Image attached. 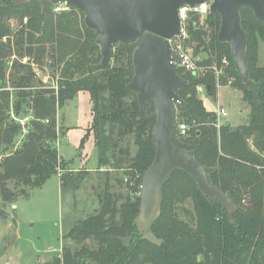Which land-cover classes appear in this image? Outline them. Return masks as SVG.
Segmentation results:
<instances>
[{
  "label": "trees",
  "instance_id": "16d2710c",
  "mask_svg": "<svg viewBox=\"0 0 264 264\" xmlns=\"http://www.w3.org/2000/svg\"><path fill=\"white\" fill-rule=\"evenodd\" d=\"M241 15L248 39L250 79L260 84L257 100L235 70L230 46L218 42L219 15L209 13L201 19L199 14L190 12L185 22L186 45L195 55H205L201 65L207 68L216 64L225 72L227 77L220 79L221 84H226L228 78L235 79L234 86L243 91V99L251 109L249 123L241 127L224 125L217 128V115L208 112L197 95L198 87L203 86L208 95L215 96V75L206 72L204 77H194L176 68L188 82L187 86L175 90L185 103L177 104L181 120L191 126L195 122L199 128L191 129V133L189 130L187 140H175L177 134L182 137L178 131L182 122H177L174 115L173 130L175 146L194 151L203 166L218 168L210 174L211 182L233 197L237 211L230 217L222 206L204 196L190 175L177 171L164 185L162 214L152 227V232L164 241L158 247L137 235L135 219L140 196L127 199L118 206L117 195L106 184L97 214L77 222L65 236L76 243L93 240L96 247L91 249L83 245L74 252L65 249L63 264H264V66L258 65L264 24L250 9H244ZM12 17L21 22L27 19L20 36L12 37L6 25ZM55 20L54 16H45L38 0L21 7L11 0H0V149L3 153L13 150L22 130L17 118L25 108H29L37 120L21 148L5 155L0 162L1 195L5 202H15L18 196L9 190L8 182L20 185L25 195V188L43 186L60 169L64 171L60 176L63 189H78L86 180L88 172L75 175L53 146L59 138L57 111L82 91H87L91 97L93 120L86 140L93 138L99 170L106 165H113L116 170L125 168L129 182L135 183L131 191L139 194L142 177L155 158L152 132L156 118L148 117L146 110L139 107L136 95L127 90L134 75V44L117 45L111 52L109 64L99 68L102 56L96 44L97 35L85 26L86 35L80 46L71 50L60 48L63 58L71 52L73 55L71 60L64 62L58 96L53 90L44 88L31 91L36 87L35 73L30 66L13 62L11 72L7 74L8 60L22 49L25 41L28 47L18 54L36 61L45 53L44 48H34L36 44L45 45L55 38L60 47L64 44L65 38L59 33L67 32L73 21L68 18ZM35 33L39 37L35 38ZM4 38L8 42L4 43ZM224 57L230 61L229 67L222 66ZM7 78L10 88L20 90L15 102L10 88L3 86ZM131 139L137 147L134 156ZM188 199L192 201L193 211H186L187 220L184 221L176 212L177 205ZM126 237L132 238L129 247L122 242Z\"/></svg>",
  "mask_w": 264,
  "mask_h": 264
},
{
  "label": "rangeland",
  "instance_id": "374dc122",
  "mask_svg": "<svg viewBox=\"0 0 264 264\" xmlns=\"http://www.w3.org/2000/svg\"><path fill=\"white\" fill-rule=\"evenodd\" d=\"M64 8L60 12L53 11L51 15L55 17L56 22L67 18L73 21L71 28L67 32L59 33L65 38L63 40L65 42L61 47L57 38L45 45L36 44L34 48H44L45 53L39 61L34 60V58L29 60L18 54L19 52L24 53L28 47L29 44L25 41V44L21 47L22 49L17 52V56H12L8 60L9 69L7 74L11 72L13 62L32 68L35 73L34 85L36 87L31 90L32 92H35L36 89L41 90L44 88L53 90L54 94L58 96L64 62L71 60L73 55L71 52L63 58L61 54L63 50H60V48L71 50V48H77V45L80 46L84 42L86 35L84 15L66 6ZM206 16L200 15L201 19ZM185 22L183 23L185 34L183 41L185 47L194 56L199 66L204 69L201 77H204L206 72H212L217 80V89L214 97L208 95L206 91L204 93L197 92L205 109L216 115L222 108L227 112L228 116L220 119L221 126L241 127L247 125L251 109L243 99V91L234 86V78H226L227 83L221 84L220 79L227 76L223 70L218 69L216 64L207 68L205 65L200 64L205 55H195L193 49L187 47ZM26 23L27 19L21 22L19 18L14 17L6 21L12 37L20 36V31L25 27ZM34 36L37 38L39 34L35 33ZM12 37L10 40L13 42ZM3 42H8V39L4 38ZM258 48V65L264 66V40L259 41ZM3 86L11 87L8 78L6 79V84L3 83ZM10 91L13 95L12 100L15 102L16 95L20 90L10 88ZM174 115L177 118V122H182L181 110L177 104H174ZM11 116L14 118L12 112ZM20 120L25 121V126L20 124ZM92 120V102L87 91L76 95L56 114V133L59 138L54 142L53 146L58 149L60 157L68 165L67 168L73 171L75 175L80 174V172H82L81 174L85 171L88 172L86 180L80 184L78 189H63L60 176L64 171L60 169L58 174L52 176L43 186L28 190L25 188L27 192L25 195L22 194L20 185L15 182H8L9 190L18 196L15 202H5L0 190V264H63L65 249L74 252L83 245L94 249L96 244L93 240L76 243L66 239L65 236L77 222L97 214L101 208L100 198L105 192L106 184H109L110 191L117 195L118 206L127 199L133 200L140 196L138 193L131 191V188H135V183L129 182L125 168L116 170L113 169V165H106L102 170H99L97 149L93 142L89 145L88 142L90 140H86ZM35 121L37 120L34 113L29 108H25L21 116L17 118V123L22 130L16 137L13 150L3 153L1 148L0 162L3 161L5 155H9L21 148ZM189 126L190 130L199 128L195 122H193V126ZM178 135L174 137L177 141L187 140L189 136L182 135L181 137ZM125 144L123 143L122 146H125ZM130 146L131 154L134 156L137 151L134 139L130 140ZM186 211H193L191 199H188L184 204L177 205L176 212L180 219L184 221L187 220Z\"/></svg>",
  "mask_w": 264,
  "mask_h": 264
},
{
  "label": "water",
  "instance_id": "95a60500",
  "mask_svg": "<svg viewBox=\"0 0 264 264\" xmlns=\"http://www.w3.org/2000/svg\"><path fill=\"white\" fill-rule=\"evenodd\" d=\"M16 6H26L36 0H11ZM49 18L55 6H66L84 14L87 29L97 35L105 68L117 45L134 44V75L127 90L136 95L138 105L148 117L155 116L152 132L155 158L145 171L139 185L141 199L135 219L137 235L142 240L161 247L164 243L153 232L154 223L161 217L163 188L177 171L185 172L196 182L204 196L218 203L230 217L237 211L233 197L212 184L210 174L218 168L203 166L194 151L181 149L173 143L174 104L185 105L176 88L188 85L175 69L170 41L183 36L180 10L195 9L210 4L211 14L219 15L218 42L229 45L235 70L243 85L250 88L257 100L260 84L250 79L248 69V39L242 25V11L250 9L264 24V0H38ZM260 104V101L257 102ZM129 247L132 238L122 239ZM136 241H134L135 243ZM91 263L90 260H87Z\"/></svg>",
  "mask_w": 264,
  "mask_h": 264
},
{
  "label": "built area",
  "instance_id": "2783aa9c",
  "mask_svg": "<svg viewBox=\"0 0 264 264\" xmlns=\"http://www.w3.org/2000/svg\"><path fill=\"white\" fill-rule=\"evenodd\" d=\"M209 6H210V4H204L200 7L195 8V9H190L188 7L181 9L180 10V16L182 19V23L185 22V20L188 17V14L190 12H195V13H198L202 16L208 15L210 13ZM64 9H65L64 6H55L54 7V11H56V12H60ZM184 36H185V34H184V24H183V36L177 37V38L173 39L172 41H170L171 46H172L173 56H174L173 65H174L175 69L179 68V69L183 70L184 73H190L194 77H201L203 75L204 69L201 66H199V64L195 60L194 56L185 47V44L183 41ZM222 66H223V68L229 67L230 61L227 58H224L222 60ZM205 91H206L205 87H203V86L198 87L199 93H204ZM227 116H228V114L223 108L217 112V123H216L217 128L221 127V123H220L221 117L226 118ZM20 124L22 126H25V121L20 120ZM189 130H190V126L184 122L180 123L178 126V131L181 135H186Z\"/></svg>",
  "mask_w": 264,
  "mask_h": 264
},
{
  "label": "crops",
  "instance_id": "0c3cea01",
  "mask_svg": "<svg viewBox=\"0 0 264 264\" xmlns=\"http://www.w3.org/2000/svg\"><path fill=\"white\" fill-rule=\"evenodd\" d=\"M82 92H85V91H82ZM82 92H80V93H82ZM89 140H90V141L88 142V144H89V145H91V142H93V143H94V141H93V138H92V137H91Z\"/></svg>",
  "mask_w": 264,
  "mask_h": 264
}]
</instances>
